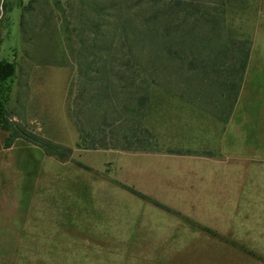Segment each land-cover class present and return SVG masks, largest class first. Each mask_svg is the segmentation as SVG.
Here are the masks:
<instances>
[{
	"label": "rangeland",
	"instance_id": "1",
	"mask_svg": "<svg viewBox=\"0 0 264 264\" xmlns=\"http://www.w3.org/2000/svg\"><path fill=\"white\" fill-rule=\"evenodd\" d=\"M29 1L0 0V264H264V0ZM233 40L249 42L241 81ZM92 55L111 61L108 122L126 120L132 76L164 84L148 86L144 151L77 146L74 59ZM83 112L97 144L101 109Z\"/></svg>",
	"mask_w": 264,
	"mask_h": 264
},
{
	"label": "trees",
	"instance_id": "2",
	"mask_svg": "<svg viewBox=\"0 0 264 264\" xmlns=\"http://www.w3.org/2000/svg\"><path fill=\"white\" fill-rule=\"evenodd\" d=\"M32 1L33 0H30L29 3ZM147 19H148L147 22L149 25V26L147 25L148 26L147 28L149 31H148V34L145 35V37H149L150 40H152L153 45H158L160 44V39L163 37L162 26H161L162 18L160 17V14L152 13L149 15ZM172 22L174 23L176 22L175 17H173V19L171 20V23ZM94 25L96 26V24ZM97 27H98V24H97ZM177 29H178V26L174 27V29L171 30L172 38H174V36L176 35ZM136 38L135 40L137 41V39L139 38L137 39ZM231 43L232 44L230 45V47L236 48L238 50V60L236 59L237 61L234 60V62L239 63V65H237V71H238V80L241 81L242 74L245 70L246 62H247L248 55H249V52H248L249 42L247 40H233L231 41ZM246 44L247 46L245 47ZM191 48L189 46V49ZM191 50L189 51L190 59H188L189 61L187 63H188V67L193 69L196 65H193L195 58L192 57L193 52ZM169 54L171 55L172 58H174V56H178L177 50L169 51ZM158 55H159L158 53L154 54L156 58L158 57ZM92 58L93 60H91V62H86L87 59L84 56H82L81 58L74 59V61L77 64L78 74L80 77V80L78 82V88H77L78 89V100L76 99V103L80 107L81 114L79 113L73 114L75 123L79 131L80 141L77 146L80 148H86V149L117 147V148H120L126 151H133V152L144 151L146 146L139 147L142 144L136 145V143L142 140L138 137L136 133L138 132L137 130H139L140 131L139 133H141V135L145 137L143 139H146V136L148 138H153V134L149 131V129L142 125L143 119L145 117L146 102L148 101V86L150 83H154L160 88L165 89L164 84L155 76H150V79H147V80L144 77L138 78L136 75L132 76L130 78V81H128V83H126L124 86H130V87L134 86L136 88H139L140 90L139 91L137 90L135 93L131 91L130 93L131 96L129 97L130 104H127V105L123 104L122 106L123 108L122 111L124 110L127 116L126 120L125 121L120 120V119L114 120V118L110 117V120H109L110 122H108V114H109L108 111L110 109V105L108 103L111 102V98H112L111 89L109 87L111 86L112 82L110 79L106 78L107 76L105 73L108 71L107 68L112 67L110 63L111 61L104 59L102 63L97 65V67H93V65L96 64L97 60H102V59L98 55H92ZM156 58L152 62H155ZM204 60L206 59H200L201 64ZM135 62L139 63L137 58L135 59ZM234 62L231 63L232 66L229 68V70H234L233 67L236 64ZM91 64H93L92 65L93 68L91 67ZM121 65L129 66L128 60H125L124 62H122ZM4 66L5 68L0 66V73L2 74L4 73L6 76L11 75L13 72V67L10 64H6ZM201 67H204V65L202 64ZM91 72L100 73L99 75L100 77L94 78L93 76L90 75ZM205 72L206 71L200 72L202 75L203 81H206ZM120 78L124 79L123 76H121ZM95 83H97L98 85L97 86L95 85V87L91 89V86L94 85ZM234 88H236L235 85H234ZM109 92H110V95H109ZM90 93L93 95L91 96ZM236 93H237V90L235 89L233 94L236 96ZM91 105H93L94 110L101 109V112L99 114L100 121L98 124H96L95 131H99L100 134L102 133L101 135L102 137L100 139L95 140L98 142L97 144L96 142L95 144H93V142L90 139L91 135L87 131H85V129L82 126V121H81V117L84 113L83 110L85 108L88 109L89 107H91ZM208 113L212 114L214 117L218 118L219 120H222L221 117L217 116L216 114L211 113V112H208ZM2 122H3V119H2L1 109H0V124L2 125V128L6 129V126H4ZM128 122L130 123L129 125H127L128 128L126 129V132H125L122 129V126H124V124ZM103 127H108V133L112 137L111 140L114 141L112 144L105 143L106 137L104 135ZM117 129L121 131V132L119 131L121 140H122L121 144H118V138H116L117 136L115 135V134L118 135ZM87 139H90V140L87 141ZM35 140L36 141H33L35 142L34 143L35 145L41 147L48 155L55 156L56 158L60 160H63L69 157L72 152L71 148L64 147L56 143H52L49 140H45L41 138H35ZM154 144H156L155 141H154Z\"/></svg>",
	"mask_w": 264,
	"mask_h": 264
}]
</instances>
